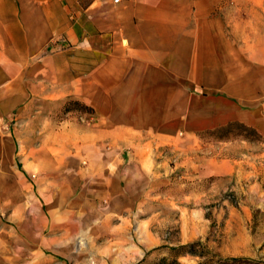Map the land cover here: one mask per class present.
<instances>
[{"label":"crops","instance_id":"1","mask_svg":"<svg viewBox=\"0 0 264 264\" xmlns=\"http://www.w3.org/2000/svg\"><path fill=\"white\" fill-rule=\"evenodd\" d=\"M247 10L241 17L229 7ZM262 7L259 17L251 8ZM264 0H0V114L35 96L92 117V164L148 166L241 122L264 137ZM229 18V19H228ZM227 19V20H226ZM114 150V151H113ZM98 164V165H97ZM234 170L227 159L213 168ZM102 179L92 176V200Z\"/></svg>","mask_w":264,"mask_h":264},{"label":"rangeland","instance_id":"2","mask_svg":"<svg viewBox=\"0 0 264 264\" xmlns=\"http://www.w3.org/2000/svg\"><path fill=\"white\" fill-rule=\"evenodd\" d=\"M92 117L40 95L0 114V264H264V137L206 131L194 151L158 146L144 168L107 144L103 170ZM227 159L230 173L202 172Z\"/></svg>","mask_w":264,"mask_h":264},{"label":"trees","instance_id":"3","mask_svg":"<svg viewBox=\"0 0 264 264\" xmlns=\"http://www.w3.org/2000/svg\"><path fill=\"white\" fill-rule=\"evenodd\" d=\"M73 100L74 101H78V100H75V99H73ZM78 102H80V101H78ZM80 103H82V102H80ZM84 105H86V104H84ZM87 107H89V106H87ZM90 110L92 111L91 108H90ZM92 114H93V111H92ZM233 127H237L238 129L243 130V131H250L252 134L256 135L258 138H262L260 133L255 128H253L251 126H247L246 124L241 123V122H231V123H228L227 125H224L222 127H218L216 129H213V130H210V131H213V132H215V131H224L225 132L226 131L227 132Z\"/></svg>","mask_w":264,"mask_h":264}]
</instances>
